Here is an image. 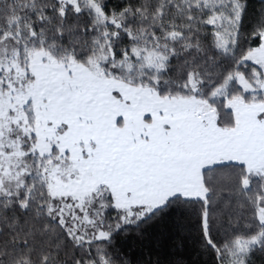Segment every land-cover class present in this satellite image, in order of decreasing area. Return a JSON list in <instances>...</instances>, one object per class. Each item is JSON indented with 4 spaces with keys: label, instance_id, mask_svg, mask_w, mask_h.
Segmentation results:
<instances>
[{
    "label": "snow or ice",
    "instance_id": "obj_1",
    "mask_svg": "<svg viewBox=\"0 0 264 264\" xmlns=\"http://www.w3.org/2000/svg\"><path fill=\"white\" fill-rule=\"evenodd\" d=\"M0 264H264V0H0Z\"/></svg>",
    "mask_w": 264,
    "mask_h": 264
},
{
    "label": "trees",
    "instance_id": "obj_2",
    "mask_svg": "<svg viewBox=\"0 0 264 264\" xmlns=\"http://www.w3.org/2000/svg\"><path fill=\"white\" fill-rule=\"evenodd\" d=\"M169 247L172 248V242L169 243Z\"/></svg>",
    "mask_w": 264,
    "mask_h": 264
}]
</instances>
